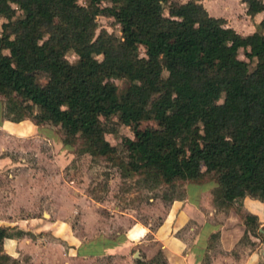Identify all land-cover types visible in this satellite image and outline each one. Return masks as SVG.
<instances>
[{
  "label": "trees",
  "instance_id": "1",
  "mask_svg": "<svg viewBox=\"0 0 264 264\" xmlns=\"http://www.w3.org/2000/svg\"><path fill=\"white\" fill-rule=\"evenodd\" d=\"M97 14L113 17L120 35L93 36ZM0 17V94L12 119L58 123L63 144L80 140L104 157L116 151L104 136L112 115L133 126L162 119L159 144L142 142L148 128L124 137L121 176L141 173L148 186L213 180L222 207L244 195L264 200V18L241 35L198 0H0ZM115 77L128 81L120 95ZM240 215L257 227L253 214ZM6 236L0 226V264Z\"/></svg>",
  "mask_w": 264,
  "mask_h": 264
},
{
  "label": "crops",
  "instance_id": "2",
  "mask_svg": "<svg viewBox=\"0 0 264 264\" xmlns=\"http://www.w3.org/2000/svg\"><path fill=\"white\" fill-rule=\"evenodd\" d=\"M198 1L209 15L223 20L241 35L258 30L259 21L264 18V9L250 11L249 5L241 0ZM7 120L11 125L28 121L29 130L22 132L7 127ZM45 122L36 124L27 117L0 119V127L14 135L25 136L37 131ZM10 162L7 155H0V174L16 167ZM29 169L20 166L7 174L12 181L20 183L18 178H23ZM28 181L23 187L26 190L24 202L56 205L57 210L43 209L40 214L18 218L28 222L32 234L3 237L2 251L10 257L24 254L35 264H264V200L244 195L227 207L218 206L213 200V180L186 181L181 193H170L166 198L158 194L148 196L149 202L134 215L128 211H135L131 206H116L124 215L121 216L124 227L115 229L112 234L107 233L110 214L101 216L90 212L87 215L73 209L72 217L76 214L75 219L80 220L84 215L87 223L82 224L83 228L79 226L77 233L70 225L66 227L69 218L63 213L70 205H80L81 196L62 194L64 184L51 187L56 192L50 196L49 184ZM34 186H40L42 191L38 197L32 195ZM240 212L256 217L257 227L253 231L246 227ZM39 231L40 236L36 234Z\"/></svg>",
  "mask_w": 264,
  "mask_h": 264
},
{
  "label": "rangeland",
  "instance_id": "3",
  "mask_svg": "<svg viewBox=\"0 0 264 264\" xmlns=\"http://www.w3.org/2000/svg\"><path fill=\"white\" fill-rule=\"evenodd\" d=\"M87 1L76 0L78 4L83 5ZM107 3V1L101 2V4ZM11 6L12 18H16L21 13L17 7L14 5ZM231 7L232 5L227 6L228 9ZM5 20V17H0V24ZM94 21L95 28L93 36L97 35L103 29L116 36L120 35L119 25L113 17L97 14L94 17ZM45 37L46 34L42 33L40 40ZM1 52L6 54L8 51L2 49ZM138 53H142L141 48H138ZM65 57L70 62H75L78 59V56L71 50L66 51ZM96 57L100 58V55H96ZM237 57L239 59L244 58L241 50H239ZM249 66L251 67L252 64ZM36 78L39 82H43L45 76L39 73ZM113 81L116 84V92L120 95L124 91L128 81L126 78L121 77H115ZM216 100H221L217 93ZM4 102V96L0 94V119H12L11 113H4ZM104 122L107 130L104 136L112 145L116 146V151L109 155V157L90 154L86 149L81 147L80 140H76L70 145L63 144L61 141V129L58 123L54 124L46 121L37 131L25 136L14 135L11 132L4 131L6 128L0 127V155H7L12 160L10 163L16 165V167L14 166L12 169L8 168L0 174V226L4 225L3 227H6L12 236H30L32 233L30 228H28V222L23 220L19 221L18 218L31 214H40L43 209H50L51 211L57 210L56 205H34L24 202L25 197L23 196H25L24 193H26V190L23 187H25L24 183L28 180V182L38 184L42 181L49 184L50 196L56 192L51 187H55L58 184H64V189L61 190L62 194L68 196L77 194L81 196L80 200L82 203L80 205H70L63 213L69 218L65 226L70 225L72 229L76 230V233L79 231V226L83 228L82 224L87 223V218L82 215L80 220H76V214L72 217L74 215L73 209L76 210V213L87 215L90 212L94 215H98L99 213L101 216L110 214L112 218L107 221V224L110 225L107 233L112 234L115 229L119 230L124 227V217H121L124 215L120 214L118 209L116 210V206L124 208V205H129L132 209H135V211L128 209L134 215L137 214L136 212L139 211V208H144L145 203L149 202L147 200L148 196L158 194L166 198L170 193L175 195L181 193L182 185L184 184L182 182H178L176 185L160 184L157 186H148L142 183L141 178L143 175L141 173L136 172L128 176H121L120 174L124 168L122 167L125 153L124 137L134 138L136 131L141 132L144 128H148L149 135L142 142L159 144L164 140L162 119L140 120L133 126L122 124L117 119V116L112 115ZM5 124L7 127H11L17 131L23 132L29 130L28 121L11 125L7 120ZM20 166L24 168L29 167L30 169L23 178H18L20 183H16L14 180H11V177L7 173L9 171L12 172V170ZM21 184L23 186L17 188ZM32 190L34 192L32 195L36 197L42 192L40 186H34ZM43 192L45 191L43 190ZM94 201H97L99 204H96ZM60 207L63 208V206ZM116 213L117 215H115ZM19 224L22 227H17ZM40 233L41 231L36 232L39 236ZM84 234L85 232H82V235ZM46 239L48 238H44V240ZM3 264L35 263L27 260V256L24 254H19L14 258L10 256L5 258Z\"/></svg>",
  "mask_w": 264,
  "mask_h": 264
}]
</instances>
